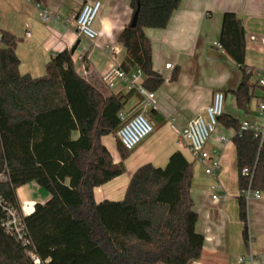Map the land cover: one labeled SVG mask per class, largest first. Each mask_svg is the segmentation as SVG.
<instances>
[{
  "label": "trees",
  "instance_id": "16d2710c",
  "mask_svg": "<svg viewBox=\"0 0 264 264\" xmlns=\"http://www.w3.org/2000/svg\"><path fill=\"white\" fill-rule=\"evenodd\" d=\"M44 5L47 0H31ZM181 0H131L138 7L136 26L121 31L118 42L126 51L119 66L140 68L143 87L154 92L163 77L152 68L151 45L145 29H165ZM219 43L242 72L233 92L236 106L251 114L256 93L245 64L246 35L232 12L222 16ZM17 39L0 30V196L19 206L17 190L35 183L49 199L36 203L25 217L32 240L23 248L2 228L0 206V264H192L201 258L204 237L196 231L197 213L191 197L193 164L180 152L164 167L145 164L132 174L124 198L96 203L93 190L125 172L127 151L117 140L120 161L113 159L102 137L114 136L130 94H106L80 76L74 48L55 54L45 74L19 72ZM176 79V75L172 77ZM129 93V92H128ZM132 93V92H130ZM238 119L222 115L219 123L235 134L239 192L249 185L243 169L252 171L251 188L264 193V139L239 133ZM239 219L247 240V207L239 195Z\"/></svg>",
  "mask_w": 264,
  "mask_h": 264
},
{
  "label": "crops",
  "instance_id": "0c3cea01",
  "mask_svg": "<svg viewBox=\"0 0 264 264\" xmlns=\"http://www.w3.org/2000/svg\"><path fill=\"white\" fill-rule=\"evenodd\" d=\"M93 1L47 0L44 5H36L31 0H0V30L17 39L19 72L31 77L44 75L46 64L55 54L74 48L76 72L106 94H130L122 111L131 116L143 109L142 98L121 87L115 92L109 91L101 81L107 70L119 67L125 59L126 51L118 36L131 21V0H99L101 9L95 21L99 36L89 42L78 37L71 19L83 4ZM43 11L49 15L48 21L41 19ZM226 12L234 13L245 30V64L253 70L264 71V0H181L165 29L144 30L151 45L152 68L163 77L162 85L153 92L155 108L144 110L158 129L123 161L124 174L94 188L93 197L96 203L122 200L136 169L145 164L164 167L170 155L178 151L193 164L191 197L198 217L196 231L204 237L201 258L192 264H264V193L260 199H251L246 204L248 237L245 241L239 219L236 152L231 141L235 132L219 123L210 136L205 148L210 155H219L220 169L216 176H209L203 166L192 160L175 131L189 120L204 116V108L218 91L225 96L224 116L263 123L257 112V100L251 104V114L237 108L233 92L241 82L242 72L215 45L219 43L222 16ZM79 56L84 57L82 63ZM167 63L171 68L165 67ZM81 66L84 72L77 71ZM174 75L176 79H172ZM252 82H256L255 76ZM256 93L260 95L261 91ZM108 137L113 136L102 137L101 142L109 151L105 144ZM222 137L228 142L223 143ZM109 153L114 163L120 161L118 155ZM31 187L38 188L30 183L17 190L19 203L43 204L49 199V195L35 197ZM213 195L219 198L213 200ZM241 257L244 260L239 263Z\"/></svg>",
  "mask_w": 264,
  "mask_h": 264
},
{
  "label": "built area",
  "instance_id": "2783aa9c",
  "mask_svg": "<svg viewBox=\"0 0 264 264\" xmlns=\"http://www.w3.org/2000/svg\"><path fill=\"white\" fill-rule=\"evenodd\" d=\"M101 2L95 0L91 3L82 5L80 11L74 15L71 21L74 22L76 33L78 37L86 39L89 42H94L99 34L94 27L95 20L100 12ZM49 15L46 11L41 14L43 21L49 20ZM264 43V39H262ZM215 45L222 49L220 43ZM111 52L114 49H110ZM84 57L79 56L78 60L82 63ZM166 68H171V64H165ZM80 69V70H79ZM83 71L84 67L77 68V71ZM253 76L256 77V83L259 87L264 88V71L253 70ZM101 81L107 90L115 92L121 87L125 92H135L142 98L143 109L128 116L124 111L118 113V118L121 123L116 132L117 139L127 151H133L143 140L149 137L154 131V125L145 114L147 108H155V94L146 90L143 87L144 74L140 68H134L130 71H124L120 67H112L107 70L101 77ZM121 92V91H120ZM225 96L222 92H214L208 106L204 108V116H197L187 122V124L175 130L179 135L180 141L183 142L192 158V160L204 167V173L209 176H216L220 169L219 155L216 153L210 155L206 151V144L210 136L216 131L219 124V118L223 115V107ZM257 112L262 118L263 123L257 124L249 121H242L240 123L239 133L251 132L255 138L260 142L264 139V91L261 93L260 98L257 100ZM221 141L227 143L228 139L222 137ZM242 176L249 178V185L244 190L240 191L246 204L251 199H260L262 193L251 188V180L253 177L252 171L243 169ZM5 177L0 175V181ZM215 189L218 187L214 186ZM213 200L219 196L213 195ZM0 206L4 212L2 221V228L4 232L13 237L23 248H30L32 240L29 236L25 217L29 215L34 208V205L29 202H23L22 206H14L3 202L0 196ZM32 210L29 211V208ZM31 257L35 264H39V260L31 253ZM244 258H239V263H242ZM252 263V257L250 256Z\"/></svg>",
  "mask_w": 264,
  "mask_h": 264
},
{
  "label": "rangeland",
  "instance_id": "374dc122",
  "mask_svg": "<svg viewBox=\"0 0 264 264\" xmlns=\"http://www.w3.org/2000/svg\"><path fill=\"white\" fill-rule=\"evenodd\" d=\"M96 21V20H95ZM94 27H95V23H94ZM260 117V116H259ZM262 119V118H261ZM158 127H154V131L156 130L157 131ZM153 131V133H154ZM155 131V132H156ZM230 139V138H229ZM117 135L115 134L113 137H108L106 140H105V144L107 146V148L109 149V151L113 154V155H118L117 153V149H116V142H117ZM139 146V145H138ZM137 146V147H138ZM136 147V148H137ZM136 148L132 151L134 152L136 150ZM131 152V153H132ZM32 187H34L35 185H31ZM30 188L32 191H34L36 194H35V197H43V196H46L48 195L47 192L41 188H37V189H34V188ZM40 195V196H39ZM19 202V201H18ZM19 206H22V203H19Z\"/></svg>",
  "mask_w": 264,
  "mask_h": 264
},
{
  "label": "water",
  "instance_id": "95a60500",
  "mask_svg": "<svg viewBox=\"0 0 264 264\" xmlns=\"http://www.w3.org/2000/svg\"><path fill=\"white\" fill-rule=\"evenodd\" d=\"M138 7L139 6H137V9L133 13L132 18H131V21H130V24H129L130 27H132V28H134L136 26L137 17H138Z\"/></svg>",
  "mask_w": 264,
  "mask_h": 264
},
{
  "label": "bare ground",
  "instance_id": "6f19581e",
  "mask_svg": "<svg viewBox=\"0 0 264 264\" xmlns=\"http://www.w3.org/2000/svg\"><path fill=\"white\" fill-rule=\"evenodd\" d=\"M32 210V207L29 208V211Z\"/></svg>",
  "mask_w": 264,
  "mask_h": 264
}]
</instances>
